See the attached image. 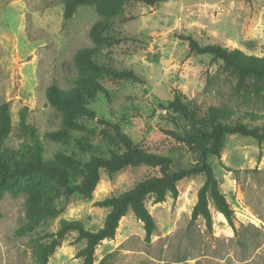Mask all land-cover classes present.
<instances>
[{"label":"rangeland","instance_id":"1","mask_svg":"<svg viewBox=\"0 0 264 264\" xmlns=\"http://www.w3.org/2000/svg\"><path fill=\"white\" fill-rule=\"evenodd\" d=\"M63 8V0H0V104L8 103L11 121L2 146L15 156H25L34 128L42 161L66 170L68 186H74L87 169L62 157L86 163L92 155L125 151L116 125L138 148L167 157V171L196 166L209 141L187 142L188 122L168 106L174 95L194 111L201 127H208L209 107L226 110L228 123L264 127V120L244 118L245 113L264 116V79L241 81L222 61L190 51L181 38L263 56L264 0H90L66 20ZM81 47H96L97 61L130 69L140 79L103 72L88 77L73 61ZM77 77L100 89L85 109L47 98L51 84L68 92ZM207 161L233 211V226L209 195L210 227L200 216L191 219L204 181L201 173L191 174L176 182L175 197L167 193L154 203L151 194L146 196L144 206L155 225L148 237L128 211L114 237L100 241L91 254L76 231H67L46 264H264V142L227 134L220 156ZM162 172L152 163L127 166L111 177L100 170L89 196L66 195L52 173L5 178L0 181V264H36L40 237L55 233L60 219L98 229L109 208L96 201Z\"/></svg>","mask_w":264,"mask_h":264},{"label":"trees","instance_id":"2","mask_svg":"<svg viewBox=\"0 0 264 264\" xmlns=\"http://www.w3.org/2000/svg\"><path fill=\"white\" fill-rule=\"evenodd\" d=\"M90 0H63L64 8L62 17L64 20L70 18L78 5L86 4ZM146 4H153L162 0H141ZM264 19V11H263ZM187 41L190 51L197 54H208L214 60H220L224 65L232 68L239 79L242 81L248 76L257 79H264V55L256 56L246 54L242 50L233 48L228 49L218 44H199L191 36L181 37ZM99 50L96 47H81L74 56L73 61L77 64L80 71L88 77L94 76L98 72H103L111 77L131 78L139 80L140 78L130 69H115L105 62L97 61ZM99 87L86 86L77 77L70 91L65 92L55 84H51L46 89V96L49 100L57 99L68 101L71 104L85 109L88 105L87 99L93 98L99 91ZM85 96V97H83ZM168 106L173 108L182 116L190 126V133L187 135V142L195 140H208L209 145L199 150V163L190 168H180L175 171H167L169 159L143 151L135 146L132 141L116 126V132L124 142L127 149L121 153L109 151L108 156L92 155L88 162L82 163L78 159L71 157H62L63 160L83 164L87 173L82 181L74 186H68L69 173L66 170L49 165L41 159V143L34 128H31V145H25V156H15L10 149L3 148L2 144L11 129L10 112L8 103L0 104V181L8 178L13 181L30 179L35 173H52L58 177L63 186V192L66 195L77 193L83 196H89L99 181V171L103 170L108 177L127 167L141 163H152L161 165L163 172L159 177H152L135 184L131 189L122 192L119 195L105 197L95 202L99 207L109 208L101 227L96 230H88L80 220L60 219L59 227L55 233H44L38 242V252L36 264H46L47 258L53 253L58 241L67 231L74 230L80 239L85 241L84 250L91 254L95 246L104 239H112L118 227L120 217L131 211L134 216L143 223L145 236L148 237L155 229L152 216L144 206L146 196L152 195L153 202H161L165 195L169 193L172 197L176 196V182L191 174L201 173L204 181L197 192V199L191 210V219L201 217L205 224L211 225V212L208 207L207 195L213 201L215 209L223 215L229 225L233 226V211L225 200L223 193L218 187V182L214 177L213 170L207 161L209 156H220L223 142L227 134H240L249 136L258 142H264V127L257 125L249 126L244 121L228 123L223 117L229 113L223 109L208 108V127L204 128L198 125L194 111L180 100L179 95H174ZM89 114L99 120L95 113L90 110ZM244 118L249 120H264L263 115L244 114ZM243 119V118H242ZM102 122V121H101ZM79 150H84L83 145L78 142ZM50 238L48 242L44 239Z\"/></svg>","mask_w":264,"mask_h":264}]
</instances>
